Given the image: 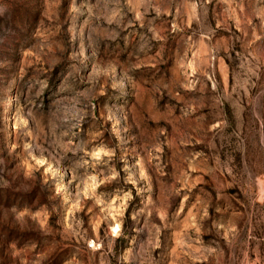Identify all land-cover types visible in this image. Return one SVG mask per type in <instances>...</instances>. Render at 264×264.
Returning a JSON list of instances; mask_svg holds the SVG:
<instances>
[{
    "label": "clouds",
    "instance_id": "obj_1",
    "mask_svg": "<svg viewBox=\"0 0 264 264\" xmlns=\"http://www.w3.org/2000/svg\"><path fill=\"white\" fill-rule=\"evenodd\" d=\"M0 264H264V0H0Z\"/></svg>",
    "mask_w": 264,
    "mask_h": 264
},
{
    "label": "rangeland",
    "instance_id": "obj_2",
    "mask_svg": "<svg viewBox=\"0 0 264 264\" xmlns=\"http://www.w3.org/2000/svg\"><path fill=\"white\" fill-rule=\"evenodd\" d=\"M25 16H26V13H20L19 19H24ZM57 27H59V26H57ZM147 108H148V102H147V97H145V103H144L145 111H147ZM142 115H143V113H142ZM208 179H209V183L211 184L212 183L211 179L210 178H208ZM33 210H36V209H33ZM25 239H27V237H25Z\"/></svg>",
    "mask_w": 264,
    "mask_h": 264
}]
</instances>
